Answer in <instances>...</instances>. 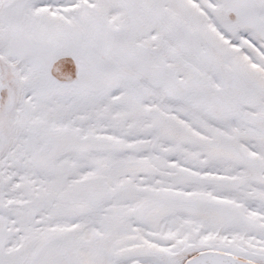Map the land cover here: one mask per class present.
<instances>
[{
    "label": "snow or ice",
    "instance_id": "6c2138e0",
    "mask_svg": "<svg viewBox=\"0 0 264 264\" xmlns=\"http://www.w3.org/2000/svg\"><path fill=\"white\" fill-rule=\"evenodd\" d=\"M0 264H264V0H0Z\"/></svg>",
    "mask_w": 264,
    "mask_h": 264
}]
</instances>
